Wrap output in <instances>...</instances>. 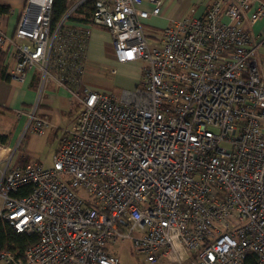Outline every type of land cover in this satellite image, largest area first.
Masks as SVG:
<instances>
[{"label":"built area","instance_id":"1","mask_svg":"<svg viewBox=\"0 0 264 264\" xmlns=\"http://www.w3.org/2000/svg\"><path fill=\"white\" fill-rule=\"evenodd\" d=\"M27 0L15 33L1 26L10 75L41 74L78 103L53 165L13 159L24 134L45 135L51 121L27 113L14 147L0 142V220L37 240L0 264H120L108 244L130 240L152 264H264V79L251 27L264 0H213L149 34L158 15L143 0ZM94 1L88 20L75 19ZM109 31L120 63L143 62L120 97L85 82L94 27ZM116 73L115 68L110 69ZM19 116L25 112L17 110ZM29 187L25 194L21 191Z\"/></svg>","mask_w":264,"mask_h":264},{"label":"crops","instance_id":"2","mask_svg":"<svg viewBox=\"0 0 264 264\" xmlns=\"http://www.w3.org/2000/svg\"><path fill=\"white\" fill-rule=\"evenodd\" d=\"M212 1L213 0H163L160 13L143 20L144 28L149 34L158 36L161 34L164 27L176 20H180L187 16L198 17L204 15ZM26 3L27 0H0L1 26L8 36H12L15 33ZM141 7L151 11L154 8V3L150 0H143ZM94 28L98 30L100 34L106 31L108 37L104 40L111 42V36L106 28L100 26ZM251 30L257 39L264 37V19L258 20L251 27ZM104 40L100 41L99 45L96 44L98 48L92 50V58L97 57L98 52H104V47L107 46ZM111 51L114 55L112 45ZM254 58L258 63L260 75L264 79V46H259L254 54ZM112 62L119 67H127L135 72V77L133 79L134 83H132L131 86H125L126 89L135 88L142 76L143 62L133 61L120 63L116 60L115 55ZM3 65L6 67V74L10 75V70L13 66L11 52L4 53ZM90 65L89 59L86 68V72L88 71V73L90 72ZM85 80L87 79L85 78ZM40 81L41 74L36 69L28 71L24 81H18L11 75L8 79L0 77V118L1 116L4 117L2 119H4L3 124L6 128V132L0 133L8 135L6 145L9 147H14L22 137L28 120L27 113L36 105L37 115L49 119L52 123L43 136L52 133L58 136L60 140L63 130L70 126L71 118L78 107L77 101L72 99L67 91L53 82L47 85L42 95L39 97V94L36 92V87L40 84ZM86 83L90 86L89 81H86ZM17 110H23L25 113L19 116ZM21 126L23 129L20 131ZM35 136L42 137L31 130L24 134L21 141L22 143L15 155L17 156L19 151L22 150L18 158V163L20 165L24 166L33 161L41 163L37 159H32L34 155V146H31V142Z\"/></svg>","mask_w":264,"mask_h":264},{"label":"rangeland","instance_id":"3","mask_svg":"<svg viewBox=\"0 0 264 264\" xmlns=\"http://www.w3.org/2000/svg\"><path fill=\"white\" fill-rule=\"evenodd\" d=\"M107 37L108 33L106 31H104L103 34H100L98 30H95V28H93L89 42L90 49L88 48V59H90L91 64L90 72H85V76L87 77L84 76V79H87L85 80V82L89 81L90 88L105 91L117 97H120L122 91L126 89L125 86H131V84L134 83L133 79L135 77V72L127 67H119L117 64H114L112 62L114 59V55L111 51L112 43L108 42V40H104ZM102 40H104L106 42L105 45H107L106 47H104V52H98L97 57L92 58V50L94 48H98L97 45H99V42ZM111 68H115L116 73H111ZM2 118L4 117L1 116L0 118V132H6V128L3 124L4 119ZM22 129L23 127L21 126L20 131ZM58 143L59 137L53 135L52 133L47 136L33 137L31 146H34V155L32 156V159H37L46 167L52 166L53 157L56 153ZM21 151L22 150H20L19 154H17V156H15V158L13 159V162L15 164L18 163V158L21 154ZM108 245V249L115 252L119 257L120 264H152L146 261L144 254L137 253L133 249V244L130 240L119 241L113 245Z\"/></svg>","mask_w":264,"mask_h":264},{"label":"trees","instance_id":"4","mask_svg":"<svg viewBox=\"0 0 264 264\" xmlns=\"http://www.w3.org/2000/svg\"><path fill=\"white\" fill-rule=\"evenodd\" d=\"M67 8L66 0H55L53 6V24L55 25ZM94 8V1L86 4L83 8L78 10V15L74 18L88 20L91 16ZM89 21V20H88ZM4 52L0 53V77L10 78V75L6 74V67L3 65ZM8 141V135L0 133V142L6 144ZM19 164V163H16ZM20 165V164H19ZM23 166V165H22ZM29 187L21 191V194L27 193ZM37 240L36 235H27L16 232L10 224L5 221L0 220V253L3 250L18 251L20 255L25 251V249ZM245 264H258L255 254H248L245 259Z\"/></svg>","mask_w":264,"mask_h":264}]
</instances>
